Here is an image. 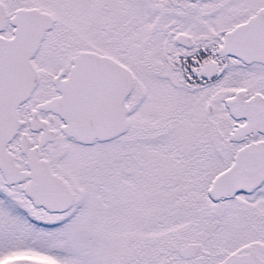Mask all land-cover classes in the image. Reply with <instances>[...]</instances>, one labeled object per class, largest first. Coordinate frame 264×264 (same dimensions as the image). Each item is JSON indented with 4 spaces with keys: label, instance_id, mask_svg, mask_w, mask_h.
Wrapping results in <instances>:
<instances>
[{
    "label": "snow or ice",
    "instance_id": "1",
    "mask_svg": "<svg viewBox=\"0 0 264 264\" xmlns=\"http://www.w3.org/2000/svg\"><path fill=\"white\" fill-rule=\"evenodd\" d=\"M0 264H264V0H0Z\"/></svg>",
    "mask_w": 264,
    "mask_h": 264
}]
</instances>
